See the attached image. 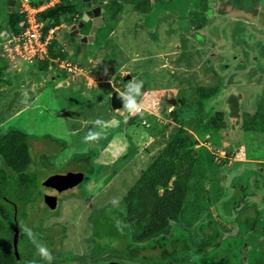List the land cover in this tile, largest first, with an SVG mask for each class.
Returning <instances> with one entry per match:
<instances>
[{"label": "rangeland", "instance_id": "rangeland-1", "mask_svg": "<svg viewBox=\"0 0 264 264\" xmlns=\"http://www.w3.org/2000/svg\"><path fill=\"white\" fill-rule=\"evenodd\" d=\"M32 1L55 5L61 0H15L11 7L9 0H0V26L7 23L9 12L23 14ZM98 2L104 6L106 27H100L93 43L70 37L65 47L70 63L80 66L79 73L65 72L57 65L59 59L53 58L56 65L50 67L48 79L36 63L7 60L3 65L6 60L1 57L0 132L17 128L30 135L29 170L35 177L31 202L26 206L18 202V221L66 233V240L56 237L47 244L53 258L52 251L57 250L62 256L71 250L88 253L89 240L95 256L108 253V260L120 264H189L179 261L183 256L179 250L185 249L180 242L187 238L188 243L190 232L194 245L204 223L205 233L215 234L220 228L217 245H221L204 257H197L192 247L183 253L186 257L204 259L205 264H251L254 259L260 264L264 259V0H175L178 12L170 4L163 6L169 0H151L149 12L140 9L149 5L144 0ZM119 6L122 9L115 14ZM181 10L187 15L180 16ZM59 26L53 36L61 38L71 25L63 21ZM7 35L0 29V43ZM1 52L0 45V56ZM130 80L143 81L138 97L142 113L135 116L111 106V96L124 91ZM202 86H217L218 91L202 100L198 91ZM171 97L178 100L174 106L165 103ZM235 106H239L237 117L230 112ZM249 107L258 109L261 117L250 118ZM249 118L252 122L243 125ZM97 119L108 126H97L100 138L85 143ZM180 130L195 140L177 161L179 172H192L186 209L174 222L188 232H170V240H160L163 248L132 244L127 209L137 199L130 192ZM90 155L93 174L86 173L90 166L82 161ZM82 170H86L83 182L62 192L55 210L50 209L43 182L50 175ZM254 219L260 225L252 230ZM244 232L248 233L242 237ZM243 238L252 240L249 251H237L235 243ZM173 241L181 246H170ZM30 246L20 236L24 262ZM163 249L176 254H163ZM237 254L248 256L233 261ZM67 255L69 264L82 260Z\"/></svg>", "mask_w": 264, "mask_h": 264}, {"label": "trees", "instance_id": "trees-1", "mask_svg": "<svg viewBox=\"0 0 264 264\" xmlns=\"http://www.w3.org/2000/svg\"><path fill=\"white\" fill-rule=\"evenodd\" d=\"M125 1L126 4L127 2L130 3V0ZM144 1H147L149 3V5L146 4L148 7H136L135 9H137V11H140L141 9L148 10L149 12V10L152 8L150 0ZM169 1L170 2L164 4L162 2L161 3L163 4V6H166V4H170L172 7V11H174L173 9H175L178 12L179 5H177V3L173 4L175 0ZM32 5L38 7L39 5H41V2L32 1ZM175 5L176 8H174ZM79 6L80 3L77 0H75V2H72L71 0H61L54 6L49 7L42 12H39L37 14L38 20L46 22L43 28V35L46 36L51 28L60 27L59 25L63 21L68 23V25L77 23L78 20L76 17H80L81 15ZM185 8H187V6ZM204 8H206V6H204ZM121 9L122 6L116 8L115 14L119 13ZM185 10H181L180 16H184L186 12ZM24 22L25 19L23 14L19 13L18 11H12L8 13L7 23L5 25H1L0 29H3V31L5 30L9 34L11 31L18 33L20 31L19 24ZM63 42V37L59 38L54 36L52 38L49 43L48 57L36 63V67L39 73L47 75V73L50 71V67L52 65H56V62L51 60L53 58L55 60L68 59V52L65 49L67 44L64 45ZM0 60H2L1 57ZM2 64L7 65L8 63L3 61ZM198 91L201 99L205 100L215 95L218 91V87L216 86L210 88L202 86L198 88ZM137 101L140 102V99L137 98ZM234 111H238V109H236V106L234 107ZM169 114L171 116H174L175 111L170 110ZM256 116H258V118L261 117L259 116V112L255 114L254 119L256 118ZM247 122L248 120L245 121L246 124ZM250 122L252 121L250 120ZM213 123L215 124V120H213ZM29 140L30 135L17 128H9L7 131L0 132V199L2 197L10 199L14 201L17 206L18 202L20 201L23 203V206L28 205L31 202L33 188H35L33 187L35 183V177L33 174L34 172L29 170L32 167L33 162L31 155V144ZM193 142H195L194 137L189 132H187L186 130L178 131L155 157L151 166L142 174L140 181L136 183V187H134L130 192V196L137 199H132V202L128 203L127 209L128 220L131 224H133L132 232L134 233L132 239L130 240V243L139 245L140 247L147 244L149 246H152L154 249H157L159 247L163 248V246L165 245L161 247L160 240H170L168 238L173 235L170 232H176L177 230L184 233L188 232L182 227L175 225L174 222H176V220H178V218L182 216L186 209V201L189 197V186L192 179V172L187 169L179 172L177 170V161L183 151L191 149L193 147ZM92 159L93 156L91 155L89 157H82V161L90 166V169H87L86 171L88 174H93L95 170ZM249 171L252 173H257L256 170ZM170 183L172 185L171 187L169 186ZM159 188L164 189V191L160 193ZM208 221L210 223L211 221L215 222L213 219H208ZM200 224L201 222H199L196 226L198 227ZM202 225H204V223L201 224L200 227H198L200 237L194 245L192 242H190V232H188L190 234L188 238L189 242H186L187 238L185 239V241L182 239L183 242H180L185 248L183 250H179V253L183 255L179 256L180 262L187 261L189 264H205L204 259L194 260L193 257H186L183 253L188 251V249L195 247L196 250L194 254H196L197 257H204L211 251H213V253L216 252L217 248L221 245H217V240L220 238L221 233L220 228L216 230L215 234L208 232L205 233L204 231H202V229L205 230L206 226L202 227ZM256 225H260V223L258 222V220L254 219L253 222L250 223L251 227H249L252 230L258 229ZM31 230L35 233L38 242L42 243L44 239L42 230H39L38 232L35 229ZM259 231L260 230H257V232ZM20 232L21 233L19 237L23 236L24 240H26L31 245L30 253L28 255H25V262L28 264H47L45 260L41 259V257L37 255L36 246L29 240L27 235L24 234L22 230ZM246 233L248 232H244L242 234V237L246 236ZM262 233V231L259 232L260 235ZM166 234H169V236ZM227 238L231 239L230 236H228ZM249 240L250 241H246L243 238L240 241H236L235 244L237 247V251H242V249L243 251L245 249L249 251L250 242L252 241L251 239ZM141 242L144 243L141 244ZM10 245L11 237L10 233L7 231L6 207L0 201V264H14ZM170 246H174L175 248L181 245L177 244L176 241H173L172 243H170ZM248 251H246L245 253H247ZM162 252L163 254H176L175 251L168 252L165 249H163ZM243 256L246 257L248 255L237 254L235 255V259L233 261H236ZM226 259L224 260L225 262ZM22 260L24 262L23 258ZM258 261L259 260L254 259V262H251V264H255ZM220 262L222 264V261ZM53 264L58 263L53 261ZM260 264H264V259L261 258Z\"/></svg>", "mask_w": 264, "mask_h": 264}, {"label": "water", "instance_id": "water-1", "mask_svg": "<svg viewBox=\"0 0 264 264\" xmlns=\"http://www.w3.org/2000/svg\"><path fill=\"white\" fill-rule=\"evenodd\" d=\"M85 3H87L88 8L91 6H96V8L92 11L87 10L85 14H83V17L77 24H73L70 26L69 30L64 32L63 44L66 45L70 37H75L79 34L80 30L84 27V24L90 21L91 16L94 17L93 19V25L90 30V33L88 36L82 38V42H89L93 43L95 40V35L98 29L102 26H104L103 19H99L98 16L101 13V8L97 6L98 0H84ZM188 3V1L186 2ZM15 4V0H9L8 5L9 7L13 6ZM187 5L185 4V7ZM104 11V9L102 10ZM51 75V72L47 73V78L49 79V76ZM177 101L174 97L171 98H165V103H170L172 106L177 104ZM111 106L114 110H119L123 108V102L121 99L118 98L117 94H113L111 96ZM84 180V173L82 172H69L67 174H56L53 176L48 177L42 185V190L47 196L49 200L46 201L47 205L54 209L57 206V200L58 196L61 192L72 188ZM0 201L5 205L6 207V221H7V231L11 235V254L14 264H23L20 258L19 254V235H20V226L18 222V207L17 205L5 198L2 197ZM108 264H120L116 262H111Z\"/></svg>", "mask_w": 264, "mask_h": 264}, {"label": "built area", "instance_id": "built-area-1", "mask_svg": "<svg viewBox=\"0 0 264 264\" xmlns=\"http://www.w3.org/2000/svg\"><path fill=\"white\" fill-rule=\"evenodd\" d=\"M44 4H47L44 6ZM35 7L28 6L23 10L25 22L19 24L20 31L8 33L2 38L1 57L11 63L21 62L24 60L29 63H37L46 59L49 55V43L54 37V33L59 27L51 28L47 35H43V28L46 22L39 21L37 14L54 6L51 2L44 3ZM59 68L67 71L69 74L79 73L80 66L70 63L69 59L60 61Z\"/></svg>", "mask_w": 264, "mask_h": 264}, {"label": "flooded vegetation", "instance_id": "flooded-vegetation-1", "mask_svg": "<svg viewBox=\"0 0 264 264\" xmlns=\"http://www.w3.org/2000/svg\"><path fill=\"white\" fill-rule=\"evenodd\" d=\"M151 1V0H150ZM128 3V2H127ZM156 4V3H155ZM97 6H99L100 8H101V13H100V15L98 16V18L101 20V19H103V21H104V24L106 25V20H105V10L104 11H102L103 10V5L100 3V2H98V4H97ZM206 6V5H205ZM96 8V6H91L90 8H88V5H87V3H85V2H83V4L82 5H80L79 6V9L81 10V15H80V17H79V19H78V21H77V23L81 20V18L83 17V14H85V12L87 11V10H90V11H92L93 12V10ZM209 8L207 7V10H208ZM187 13H188V11H186L185 12V14H184V16L185 15H187ZM93 19H94V17H92L91 16V19H90V21L89 22H87L86 24H84V27L80 30V32H79V34L78 35H76L75 37H78V38H84V37H86V36H88L89 35V33H90V30H91V28H92V25H93ZM77 23H75V24H77ZM104 25V26H105ZM100 29V28H99ZM99 29H98V31H99ZM97 31V32H98ZM97 32H96V34H97ZM95 37H96V35H95ZM255 89H257L256 87H255ZM216 95V94H215ZM250 101H251V106L253 107V99L251 98L250 99ZM256 107H257V105H256ZM258 107H259V105H258ZM250 108V107H249ZM247 109L248 110V113L250 112V113H252V115H251V117L250 118H252V117H254L255 116V114L257 113V112H259L258 111V109H257V111H254L253 109ZM255 110H256V108H254ZM238 111H239V108H238ZM238 111H230L231 112V115L233 116V117H237L238 116ZM233 113H234V115H233ZM235 113H236V115L237 116H235ZM250 118L249 119H246V120H250ZM245 120V121H246ZM245 121L243 120V125L244 124H246L245 123ZM246 125H248V124H246ZM84 171H86V170H82V171H76L75 173H77V172H82V173H84V178H85V172ZM67 173H69V172H67ZM67 173H65V174H67ZM87 173V172H86ZM56 175V174H55ZM51 176V175H50ZM53 176V175H52ZM77 186V185H76ZM75 187V186H74ZM71 189H73V187L72 188H69V189H67V190H65V191H68V190H71ZM65 191H63V192H65ZM62 194V192L59 194V196ZM59 196H58V199H59ZM57 203H58V200H57ZM51 209V208H50ZM52 210H55V208L54 209H52ZM41 221V220H40ZM29 223H31V222H27V224H29ZM33 224L34 223H32V224H29L28 226L27 225H21V223L19 222V226L21 227L20 228V231L24 228V227H27V228H30V229H35V230H37V232L39 231V230H42V233H43V235H44V239H43V241H42V244H44V245H46L47 246V244L48 243H54V239L57 237L58 238V240L60 241H64V240H66L67 239V236L65 235L66 233L65 232H57V231H53V230H50V231H48L47 229H45V228H43V227H41V226H37V227H33ZM21 233V232H20ZM59 235V236H58ZM10 237H11V235H10ZM20 238V237H19ZM68 239H69V237H68ZM88 242L90 243V244H92V248L90 249V251L88 252V253H76V252H73V250H71L69 253L70 254H73L75 257H78L81 261H80V263L79 264H87V259H86V257L88 256L89 257V259L91 260L90 261V263L89 264H108V263H111V261H112V259H110V260H108L107 258H109V254L108 253H104L103 255H102V257L101 258H99L98 257V255L97 256H95V252H94V245H93V243L92 242H90L89 240H88ZM11 246V245H10ZM53 252V255H55L54 257L55 258H53V261L54 262H56V263H58V264H69L66 260H67V257H68V255L67 254H69V253H67L66 254V256H62V255H64L63 254V252H62V254L57 250V251H52ZM19 254H20V258H21V261H22V263L23 264H25V262H23V260H22V256H21V253H20V249H19ZM38 255V254H37ZM71 259V258H70ZM99 259L101 260V261H99Z\"/></svg>", "mask_w": 264, "mask_h": 264}, {"label": "clouds", "instance_id": "clouds-1", "mask_svg": "<svg viewBox=\"0 0 264 264\" xmlns=\"http://www.w3.org/2000/svg\"><path fill=\"white\" fill-rule=\"evenodd\" d=\"M60 61L62 60L59 59L57 61L58 67ZM105 72H107V69H105ZM109 82L112 83V80ZM142 88H143V81L130 80L127 83V87L125 88V90L117 93L118 98L121 99L123 102L122 109L125 110L129 115L135 116L142 113V107L137 101V98L141 96ZM24 95L26 96L27 93H24ZM112 123L115 124L118 122L113 121ZM97 126L107 127L108 122L102 121L100 119L95 120L93 123V127L89 129L88 135L84 137L85 143L98 140L100 138V134L95 131V128ZM22 231L24 234L27 235L29 240L36 246L37 254L41 257V259L45 260L47 264H53V256L51 250L48 249L46 245L38 242L35 233L30 228L24 227Z\"/></svg>", "mask_w": 264, "mask_h": 264}]
</instances>
